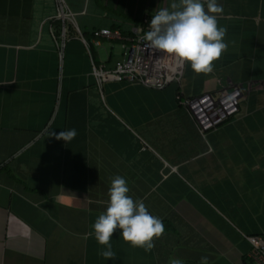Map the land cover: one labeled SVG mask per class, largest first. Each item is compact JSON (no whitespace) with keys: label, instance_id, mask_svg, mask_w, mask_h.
Segmentation results:
<instances>
[{"label":"crops","instance_id":"1","mask_svg":"<svg viewBox=\"0 0 264 264\" xmlns=\"http://www.w3.org/2000/svg\"><path fill=\"white\" fill-rule=\"evenodd\" d=\"M61 1L63 20L57 0H0V264H244L247 236L264 238V0H217L227 50L212 72L185 62L159 88L98 81L92 63L110 67L123 47L101 38L87 50L81 36L132 35L173 0ZM231 85L235 110L202 132L176 101ZM117 175L165 232L145 252L117 229L105 260L89 233Z\"/></svg>","mask_w":264,"mask_h":264},{"label":"clouds","instance_id":"2","mask_svg":"<svg viewBox=\"0 0 264 264\" xmlns=\"http://www.w3.org/2000/svg\"><path fill=\"white\" fill-rule=\"evenodd\" d=\"M222 12L217 0H173L170 7L160 8L152 16L143 39L150 48L174 57L181 66L189 63L194 73L208 74L213 71V62L228 47L224 39L227 29L218 27L217 22ZM76 135L73 128L60 131L56 139L69 143ZM129 191L123 177L117 175L111 179L106 209L92 225L93 233H89L104 246L99 254L105 260L117 258L110 243L117 229L125 242L145 252L151 251L154 241L164 235L162 220L150 214L142 200L134 201L127 195ZM171 264L182 261L173 259ZM201 264H207L206 256L201 258Z\"/></svg>","mask_w":264,"mask_h":264},{"label":"built area","instance_id":"3","mask_svg":"<svg viewBox=\"0 0 264 264\" xmlns=\"http://www.w3.org/2000/svg\"><path fill=\"white\" fill-rule=\"evenodd\" d=\"M56 15L61 20L71 16V12L65 9L61 0H57ZM151 18L152 16L145 17L143 25L132 35L123 34L118 28L98 27L92 29L89 41L81 36L87 50L90 43L99 45L101 38L117 39L123 47L122 55L110 67L92 63L91 72L98 81L126 77L157 88L171 81H179L183 66L174 57L150 48L143 39L149 30ZM62 33L61 31L56 38L58 47L63 45ZM238 95L239 88L231 85L216 95L204 92L195 96H181L177 93L176 101L188 109L197 129L202 132L220 123L235 110ZM247 239L251 247L248 251L249 259L244 264H264V238L260 235H248Z\"/></svg>","mask_w":264,"mask_h":264},{"label":"rangeland","instance_id":"4","mask_svg":"<svg viewBox=\"0 0 264 264\" xmlns=\"http://www.w3.org/2000/svg\"><path fill=\"white\" fill-rule=\"evenodd\" d=\"M104 46H106V45H104ZM113 48H114V53L118 52L119 47L116 43L113 45ZM98 53H99L100 57H103L104 56L103 48L98 49Z\"/></svg>","mask_w":264,"mask_h":264},{"label":"trees","instance_id":"5","mask_svg":"<svg viewBox=\"0 0 264 264\" xmlns=\"http://www.w3.org/2000/svg\"><path fill=\"white\" fill-rule=\"evenodd\" d=\"M84 37L86 38V40H89V37H90V36H84Z\"/></svg>","mask_w":264,"mask_h":264}]
</instances>
